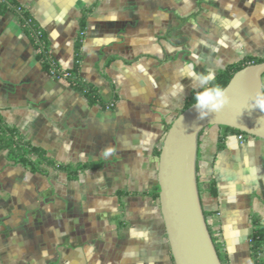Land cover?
<instances>
[{
  "label": "crops",
  "instance_id": "1",
  "mask_svg": "<svg viewBox=\"0 0 264 264\" xmlns=\"http://www.w3.org/2000/svg\"><path fill=\"white\" fill-rule=\"evenodd\" d=\"M15 1L62 71L74 66L89 10L78 75L108 105L44 70L18 16L0 14L3 122L55 163H101L70 178L14 164L0 148V264H174L152 196L156 150L195 96L191 73L264 56V0ZM238 135L219 126L200 134L197 177L224 264H253L250 236L264 234V140Z\"/></svg>",
  "mask_w": 264,
  "mask_h": 264
},
{
  "label": "water",
  "instance_id": "2",
  "mask_svg": "<svg viewBox=\"0 0 264 264\" xmlns=\"http://www.w3.org/2000/svg\"><path fill=\"white\" fill-rule=\"evenodd\" d=\"M264 61L236 71L224 87L231 103L204 119L193 103L168 127L158 156L159 206L174 264H222L202 206L197 158L200 134L209 126L237 129L264 140V111L252 98L264 85Z\"/></svg>",
  "mask_w": 264,
  "mask_h": 264
},
{
  "label": "trees",
  "instance_id": "3",
  "mask_svg": "<svg viewBox=\"0 0 264 264\" xmlns=\"http://www.w3.org/2000/svg\"><path fill=\"white\" fill-rule=\"evenodd\" d=\"M12 10L18 16L23 31L30 38L33 43L34 48L37 50V60L40 62L42 68L48 71L50 74L54 75L57 79L64 81L66 84L75 87L76 89L82 91L89 101V103H99L103 107H106L108 102H104L97 91L88 83L84 82L79 78L78 68L80 61V49L82 46L86 16L88 9L85 10L82 14L79 23L78 36L74 44L75 52V63L72 69L68 71H62L58 68L55 62L52 60L49 47L46 40V34L44 30L36 23L35 19L30 15V13L25 10L22 6L16 3L15 0H0V14L5 11ZM264 61L263 57H245L241 61L233 64H229L225 69L219 71L216 74V83L220 84L222 87H225L232 75L241 69L242 67L251 64V63H260ZM264 77V75H263ZM195 103L194 96H191L185 104V108L189 107ZM221 127V126H219ZM225 132L236 133L246 135L245 133L230 127H221ZM248 136V135H247ZM222 146V140L219 139V147ZM0 148L8 151V157L11 162L14 164H20L22 166L30 168L31 171H38L41 169L43 164H47L50 167H53L59 171H65L70 178H75L79 173L85 171L86 169H94L101 165L100 162H88L82 163L75 166L72 165H63L55 163L49 160L43 150L32 145L30 142L24 139L18 131L6 125L0 114ZM160 149L156 150V155L159 156ZM200 198L201 197V188L198 180ZM215 187L213 184L210 186V193L214 195ZM154 198L159 197V186L157 185L152 193ZM202 202V199H201ZM204 209V208H203ZM205 218L207 220V213L204 211ZM210 231L213 243L217 249L220 260L224 264V259L221 255L219 244L216 236L213 234L211 229L208 226ZM264 234L261 231H255L250 236V250L253 264H264L263 259L261 258V246L263 243Z\"/></svg>",
  "mask_w": 264,
  "mask_h": 264
},
{
  "label": "clouds",
  "instance_id": "4",
  "mask_svg": "<svg viewBox=\"0 0 264 264\" xmlns=\"http://www.w3.org/2000/svg\"><path fill=\"white\" fill-rule=\"evenodd\" d=\"M182 73L184 69L180 70ZM195 79V109L200 119H204L209 114L221 111L225 106L231 103V97L226 88L216 83V75L212 71L205 73H191ZM184 91L182 85H175ZM252 108L264 111V85H262L252 98Z\"/></svg>",
  "mask_w": 264,
  "mask_h": 264
},
{
  "label": "built area",
  "instance_id": "5",
  "mask_svg": "<svg viewBox=\"0 0 264 264\" xmlns=\"http://www.w3.org/2000/svg\"><path fill=\"white\" fill-rule=\"evenodd\" d=\"M243 137H244V135H242V134H239V135H238L239 140H242Z\"/></svg>",
  "mask_w": 264,
  "mask_h": 264
},
{
  "label": "rangeland",
  "instance_id": "6",
  "mask_svg": "<svg viewBox=\"0 0 264 264\" xmlns=\"http://www.w3.org/2000/svg\"><path fill=\"white\" fill-rule=\"evenodd\" d=\"M210 127V126H209ZM209 127H207V128H209ZM249 136V135H248Z\"/></svg>",
  "mask_w": 264,
  "mask_h": 264
}]
</instances>
